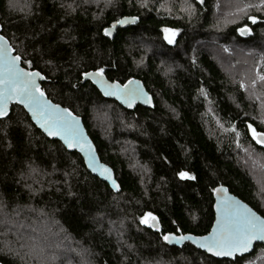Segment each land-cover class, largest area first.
I'll return each instance as SVG.
<instances>
[{
  "label": "trees",
  "instance_id": "trees-1",
  "mask_svg": "<svg viewBox=\"0 0 264 264\" xmlns=\"http://www.w3.org/2000/svg\"><path fill=\"white\" fill-rule=\"evenodd\" d=\"M244 4L259 0H0L1 33L46 95L81 116L120 186L12 105L0 118V264H264V244L228 259L162 239L207 233L218 184L264 217V144L248 129L264 132V7L237 12ZM124 16L136 21L105 35ZM165 26L178 29L172 44ZM97 68L140 79L152 106L104 98L82 80ZM146 212L159 230L140 222Z\"/></svg>",
  "mask_w": 264,
  "mask_h": 264
},
{
  "label": "snow or ice",
  "instance_id": "snow-or-ice-1",
  "mask_svg": "<svg viewBox=\"0 0 264 264\" xmlns=\"http://www.w3.org/2000/svg\"><path fill=\"white\" fill-rule=\"evenodd\" d=\"M190 7V6H189ZM251 7H264V0H259L258 5L244 4L242 8L236 11L243 13L245 9ZM247 20L254 25L257 23V16L248 15ZM136 17L125 18L124 20H116V24L135 22ZM165 39L169 44L174 42L178 29L163 27ZM240 35H249L252 29L248 24L236 29ZM105 35H111L109 29H104ZM227 51V49H225ZM22 60L20 55H8L7 42L3 36H0V117L6 115L7 101L15 99L23 104L31 113L32 119L47 133L48 136H59L63 139L64 144L69 149L79 148L87 156L92 157L91 144L86 140L79 128V118L73 116L68 108H61L59 105L52 104L45 97L43 89L37 84V77H41L39 71H25L19 67ZM29 63V61H23ZM84 76H91L93 81L104 91L105 95H114L121 99L129 107L135 99L146 93L138 88V82L129 80L124 85L112 81L109 83L104 79V70L97 68L95 73H83ZM256 79L264 81V75L257 73ZM252 83L255 85L256 80ZM244 87V84H241ZM150 99H146L145 103H150ZM248 129L253 139L257 143L264 144V132L257 133L251 124ZM89 166L93 171L98 172L102 177L111 181L113 187H116L115 180L112 179L111 170L102 164H98L95 158L89 160ZM177 175L181 178L195 179L194 176L186 171H180ZM223 187L213 188L212 192L217 195L218 202L217 220L213 224V229L206 236L193 237L191 235L172 236L170 233L162 236L165 241L175 240H192L202 249L215 257H233L234 254L244 253L250 247L254 240H264V218L258 217L247 205L236 201L232 197L224 195ZM142 224H149L159 230V222L151 213L146 212L140 218ZM31 240L32 238L29 237ZM43 251V249H41Z\"/></svg>",
  "mask_w": 264,
  "mask_h": 264
},
{
  "label": "water",
  "instance_id": "water-1",
  "mask_svg": "<svg viewBox=\"0 0 264 264\" xmlns=\"http://www.w3.org/2000/svg\"><path fill=\"white\" fill-rule=\"evenodd\" d=\"M198 2H199L200 4H203V0H198ZM129 17H132V16H124V17H121L119 20H124L125 18H129ZM131 23H132V22L116 24V23L114 22V23L111 24L110 28H108V29H109V30H110V29L114 30V29L117 28V27H121V28H123V27H126V26L130 25ZM165 27H167V26H165ZM162 28H163V27H162ZM162 28H161V31H162ZM169 28H170V27H169ZM162 33H163V35H164V37H165V33H164L163 31H162ZM0 36H3V37L5 38V41L7 42L8 55H10V56H16L17 54L14 52V49H13V47L11 46L9 40H8V39H7L2 33H1V26H0ZM18 63H19V67L22 68V69H24L25 71H33V70H35V71H39V70H37V69H30V68H27V67L23 66L22 63H21V61L18 62ZM95 71H96V70H89V71H87V72H88V73H95ZM39 72H40V71H39ZM40 73H41V72H40ZM104 79H105L106 81H108L109 83H111L112 81H116V80H110V79H108L105 75H104ZM130 79L133 80V81L138 82V85H137L138 88L142 91V93H146V94H147L146 96L141 95L140 98L135 99L134 102L132 103V106H131V107H129V106H128L127 104H125L121 99H118V98H117L116 96H114V95H105L104 91H103V90H102V89H101V88H100V87H99V86L93 81V79H92L91 76H84V75H82V80H89V81H90V82H91V83L97 88V90L100 92V94H101L104 98H107V99H113V100H115L118 104H120L122 107H124V108H126V109H129V110H130V109H133V108H134L135 106H137V105H141V106H144V107H151L152 104H153V97H152L151 93L146 89V87L144 86L143 82H142L140 79H138V78H130ZM130 79H128L127 81H129ZM43 80H45V77H44V75L41 73V77H37V81H36L37 84H39L40 88H41V82H42ZM127 81H126V82H127ZM116 82L119 83V84H121V85H124V84L126 83V82H124V83H120V82H118V81H116ZM41 89H42V88H41ZM44 93H45V92H44ZM45 97H46L47 100H49L52 104L59 105L61 108H67L66 106H63V105H61V104H59V103L54 102L53 100H51V99L46 95V93H45ZM146 99H150L151 102H150V103H145V100H146ZM12 105H19V106H21V107L26 111V113L28 114V116H29L30 120L32 121V123H33V124H34V125H35V126H36V127H37V128H38V129H39V130H40V131H41V132L47 137V138H49V139H56V140H59V141L62 143V145H63L67 150H69V151H76L77 153H79L80 156H81L82 159H83V162H84V164H85L86 169H87L90 173H92L93 175L97 176L100 180L104 181L105 183H107L108 186L111 188V190H113L114 192L119 191L120 186H119V183H118V181H117V179H116V177H115L114 170L112 169L111 166H109L108 164H106L105 162H103V161L100 159V157H99V155H98V152H97V149H96V146L94 145L92 139L90 138V136H89V134H88V132H87V130H86V127L84 126V123H83V120H82L81 116H79V115L73 113V112L68 108L69 111L72 113L73 116H76V117L79 118V120H78L79 128H80L81 132L83 133L84 137L86 138V140L91 144V147H92V150H93V151H92V157L95 158V161H96L98 164L105 165V166H107V167L111 170V176H112V179L115 180V182H116V187H113L111 181L107 180L105 177H102L98 172L92 170V167L89 166V160L92 159V157L87 156L84 152H81V151L79 150V148H73V149H69V148H67V146L64 144L63 139H62L61 137H59V136H48L47 133H45L44 130H43L42 128H40V126L36 123V121L32 119V116H31V113L29 112V110H28L23 104L19 103L17 100L12 99V100L7 101V112H6V115L3 116V117H0V118H4V117H6V116L9 114V112L11 111V107H12ZM258 133H261V132H258ZM220 187H223V189L225 190L224 193L221 194L222 197H223L224 195H226V196H228V197H232V198H234L236 201H239V202H241L242 204L247 205V206H248V207H249V208H250V209H251V210H252V211L258 216V217L264 218L259 212H257L254 208H252L248 203H246L245 201H243L242 199H240L238 196H236V195H234L232 192H230V190L228 189V187H227L226 185H224V184H218V185L215 186L214 188H220ZM212 195H213V211H214V218H213L212 225H211V227H210V229H209V231H208L207 233L202 234V235H195V234H192V233H175V232H167L166 234H169V233H170L172 236H176V237L184 236V235H191V236H193V237H201V236H206V235H208V233L212 231V229H213V224L216 222V220H217V215H218V213H217V208H216V205H217V202H218V197H217V195H215L213 192H212ZM151 227H152V226H151ZM153 228H155V227H153ZM164 242H165L166 244L170 245V246H178V247L182 246L185 242H189V243L192 244L194 247H196V248L202 250L203 252H205V253L211 255V254L208 253L205 249L200 248V247L198 246V244L193 243L192 240H182V241H180V242H177V241H175V240H170V241H165V240H164ZM257 243H259V244H264V240H254V241L252 242V247H250V248H249L246 252H244V253H237V254H234L233 257H216V258H228V259H234L236 256H241V255L248 254V253H250V252L253 251V249H254V247H255V245H256ZM211 256H212V255H211ZM213 257H215V256H213Z\"/></svg>",
  "mask_w": 264,
  "mask_h": 264
},
{
  "label": "rangeland",
  "instance_id": "rangeland-1",
  "mask_svg": "<svg viewBox=\"0 0 264 264\" xmlns=\"http://www.w3.org/2000/svg\"><path fill=\"white\" fill-rule=\"evenodd\" d=\"M98 121H100L101 122V124H102V119L100 118ZM18 230V229H17ZM16 230V231H17ZM14 234H15V232L13 231V230H11ZM18 233L17 234H19V231H17Z\"/></svg>",
  "mask_w": 264,
  "mask_h": 264
}]
</instances>
